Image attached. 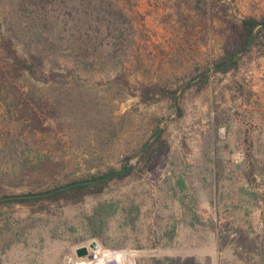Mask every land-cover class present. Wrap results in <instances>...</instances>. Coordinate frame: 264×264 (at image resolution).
<instances>
[{"label":"rangeland","instance_id":"1","mask_svg":"<svg viewBox=\"0 0 264 264\" xmlns=\"http://www.w3.org/2000/svg\"><path fill=\"white\" fill-rule=\"evenodd\" d=\"M113 2L127 14L118 20L128 40L117 44L115 62L99 57L82 69L47 60L23 77L0 51V81L11 86L0 89V195L135 166L156 120L169 147L148 168L136 166L79 202L0 204V264H64L90 241L135 249L136 264H264V55L253 49L228 72L215 65L229 24L263 17L264 0ZM10 6L0 0L1 33L10 29ZM15 43L21 51L23 42ZM158 82L182 91L180 114L168 101H140L142 87ZM62 88L108 101L123 133L100 148L83 128L70 132L66 117L52 118L42 103ZM30 128L37 151L5 147Z\"/></svg>","mask_w":264,"mask_h":264},{"label":"trees","instance_id":"2","mask_svg":"<svg viewBox=\"0 0 264 264\" xmlns=\"http://www.w3.org/2000/svg\"><path fill=\"white\" fill-rule=\"evenodd\" d=\"M114 4L113 0H10L8 22L10 29L7 33L0 32V51L4 52L10 60L6 61L8 66L23 77L35 76L47 60L56 62L59 68L67 67V62L70 61L82 69L87 65H92L99 57L115 62L118 56L117 44L124 47L128 40L125 27L118 20V15L126 17L127 14ZM15 40L23 42L24 47L21 51L16 48ZM104 42L106 44L102 45ZM223 46L222 53L215 62L220 72L236 69L240 59L250 54L253 49L264 55V16L258 18L249 15L238 22H231ZM52 75L54 77L57 73ZM58 75L64 76L63 72ZM207 75L198 79V88L205 86L208 81ZM9 85L0 81V89L2 87L8 90L11 88ZM27 87L30 90V85L23 84L21 88L26 89ZM142 89L139 95L141 102L151 104L168 101L174 111L178 114L182 112V108L176 103L182 96V91L178 96L177 88H170L158 82L146 84ZM43 101L44 108L52 118L59 115L66 117L67 124L71 126L70 132L77 133L81 131L80 128H83L84 134L88 135L92 141L98 142L100 148L124 131L123 121L117 122L112 118L109 102L97 100L87 93L67 91L62 88L55 95L47 96ZM160 121H155L152 135L157 132ZM35 132L34 128L20 131L16 136L22 138L23 141L17 145L15 140H11L12 143H5V147L29 156L32 151H37L29 145L28 141V138L36 135ZM147 142L148 140L144 144ZM168 147V140L162 130L137 155L135 166L133 165L124 172L106 180L76 185L41 196L20 197L44 193L78 181L99 179L118 169L111 168L102 173L95 172L81 177H70L65 183L39 191L1 194L0 204L19 202L27 206L36 205L41 209L55 203L79 202L88 195L100 193L110 179L130 173L136 166L140 171L148 168ZM126 166L124 165L123 168ZM4 197L12 198L4 199Z\"/></svg>","mask_w":264,"mask_h":264},{"label":"built area","instance_id":"3","mask_svg":"<svg viewBox=\"0 0 264 264\" xmlns=\"http://www.w3.org/2000/svg\"><path fill=\"white\" fill-rule=\"evenodd\" d=\"M91 241L80 244L86 247V253L78 256L75 249L65 256L64 264H136L137 250L128 248L103 247L96 242L91 246ZM240 264H263L258 260Z\"/></svg>","mask_w":264,"mask_h":264},{"label":"water","instance_id":"4","mask_svg":"<svg viewBox=\"0 0 264 264\" xmlns=\"http://www.w3.org/2000/svg\"><path fill=\"white\" fill-rule=\"evenodd\" d=\"M160 130L157 131V133L154 135V137L148 141L147 143H145L138 151H136L133 156L136 157L145 147H147L149 145V143L151 141H153V139L157 136V134L159 133ZM132 165V161L129 162V164L123 168V169H118V170H115L111 173H109L108 175L106 176H103L99 179H93V180H84V181H78V182H74V183H70V184H67V185H63L61 187H58V188H55L53 190H50V191H47V192H44V193H36V194H28V195H22L20 197H31V196H41V195H46V194H49L51 192H54V191H59V190H64L66 188H69V187H72V186H76V185H83V184H87V183H92V182H98V181H102V180H106L116 174H119L121 172H124L126 171L127 169H129ZM7 198H12V197H4V199H7ZM96 244L95 241H91V246H94ZM75 252L78 256L80 255H83L86 253V247L85 246H79L75 249Z\"/></svg>","mask_w":264,"mask_h":264}]
</instances>
